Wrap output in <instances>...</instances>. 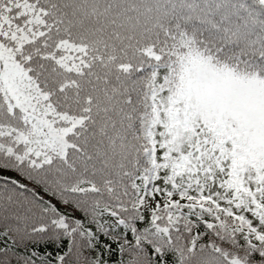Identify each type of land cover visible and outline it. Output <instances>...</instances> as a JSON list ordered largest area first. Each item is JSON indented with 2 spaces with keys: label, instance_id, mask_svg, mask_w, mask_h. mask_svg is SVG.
I'll use <instances>...</instances> for the list:
<instances>
[{
  "label": "snow or ice",
  "instance_id": "6c2138e0",
  "mask_svg": "<svg viewBox=\"0 0 264 264\" xmlns=\"http://www.w3.org/2000/svg\"><path fill=\"white\" fill-rule=\"evenodd\" d=\"M0 264H264V0H0Z\"/></svg>",
  "mask_w": 264,
  "mask_h": 264
}]
</instances>
